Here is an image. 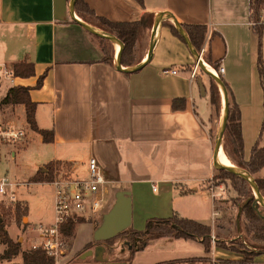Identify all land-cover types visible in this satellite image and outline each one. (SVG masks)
<instances>
[{"label": "crops", "instance_id": "obj_1", "mask_svg": "<svg viewBox=\"0 0 264 264\" xmlns=\"http://www.w3.org/2000/svg\"><path fill=\"white\" fill-rule=\"evenodd\" d=\"M83 2L94 13L86 23L101 30L96 17L133 22L145 13L154 14L155 19L170 13L179 23L206 24L212 32L204 43L206 55L223 67V72H215L227 83L240 108L244 149L248 144L253 146L264 107L263 92L257 85L258 39L250 17V0H143L142 5L136 0ZM69 5L70 0H0V61L8 68L29 61L35 68V75L15 76L13 83L4 78L8 85L1 99L12 86L30 87V98L36 103V125L46 133L52 132L51 141H44V134L33 130L26 121L24 106L9 105L12 114L20 109L24 122L39 135L38 141L48 145L41 146L40 177L48 174L44 166L50 162L65 164L64 170H69L72 177H85L88 159L95 157L106 181L102 190L107 198L97 219L106 217L123 194L130 205L125 229L143 230L148 218L177 214L210 225L212 233L227 230L220 216L221 204L218 205L225 200L224 192L219 185L210 186L217 173L212 164L215 114L210 102L211 79L195 69L196 61L185 41L167 25L172 21L163 20L149 62L126 71L146 57L152 28L142 31L134 52L125 61L121 55V70L115 64L117 45L105 38L100 41L99 36L73 20ZM74 14L80 20L82 16L86 18L75 7ZM262 39L264 43V29ZM263 51L264 46V55ZM45 70L42 85L35 88L38 76ZM174 98H184V107L173 109ZM254 109L257 119L247 133L244 117L253 114ZM259 146H264V132ZM249 155L244 151L245 159ZM256 176L264 177V166ZM28 181L40 182L32 177ZM23 207L20 212L24 211L23 218L27 219V209ZM238 208L234 222L240 239L243 216ZM85 226L79 233L76 229V249L96 238L98 230ZM4 227L7 230V225ZM81 233L86 240L77 247L76 238ZM171 240H162L161 244L151 241L144 248L162 253L172 246ZM164 242L169 246L165 248ZM221 250L225 249L217 253ZM261 254H256L249 264H260L255 263V257ZM207 255L174 259L154 256L148 264H186L188 260L202 264L201 259ZM238 255L237 259L242 258V254Z\"/></svg>", "mask_w": 264, "mask_h": 264}, {"label": "trees", "instance_id": "obj_2", "mask_svg": "<svg viewBox=\"0 0 264 264\" xmlns=\"http://www.w3.org/2000/svg\"><path fill=\"white\" fill-rule=\"evenodd\" d=\"M136 1L141 5L143 4V0ZM75 8L78 12L80 11L84 13L86 18L82 16V20L85 22H89V19H87L88 16L91 17L94 15V13L88 8L83 0H77L75 3ZM263 12L264 0H250V17L254 21V31L257 34L258 39L256 67L263 92L264 107V59L261 50L264 29V20H261ZM154 17L155 15L152 13H145L139 20L133 22H114L105 17H96V19L98 24L103 27L102 29L104 31L117 36L124 43L125 48L122 52V61H125V58L134 52L135 45L140 40L142 31L146 28L149 30L152 28L153 22L155 20ZM167 25L170 27L173 34L183 40L182 36L178 33L173 23H167ZM181 25L183 26L196 50L200 53L203 49L202 58L204 59V61L214 70H218L219 64L216 61H211L206 55L208 51L205 52L204 43L207 36L209 34L211 35L212 33L211 31H209L208 26L206 24L184 23H181ZM95 36L98 37L97 35ZM98 39L100 41L104 40L99 37ZM12 68L14 76L29 77L35 75L34 64L29 61H21L15 63L13 64ZM46 72L47 71L45 70L38 76L36 84L34 86L35 88H38L42 85ZM224 83L227 86L229 93V116L223 136V139L225 141L222 143L221 148L224 152H227L230 155V157L233 159V164L244 168L254 177L260 189V192L263 194L264 177L256 176V174L264 166V146H259L260 139L264 132V118L262 119L257 139L251 147L250 155L247 159H245L240 108L236 103L232 91L228 87L227 83ZM29 89L30 87L28 86L10 87L7 90L5 96L0 100V104H22L25 108L26 121L29 123L30 127L33 130H37L44 134V141L49 142L52 139V132L50 130L46 133L44 130L38 129L35 121L36 103L31 100ZM221 99L222 98L219 87L217 86L215 81L211 80L210 102L214 107V114L216 115H219V111L221 108ZM178 100H182L183 102L181 104H178ZM172 106L173 109L183 108L184 98H174ZM44 168L47 169L48 174L45 177L48 179L52 178L54 170H58L66 173V175H69V170H64L65 167L63 166L58 167V165H52V162L46 164ZM217 177H227L230 179L231 185L236 193V197L234 198L233 203L235 205L241 203V205L238 206L241 207V215L244 218V229L240 230L242 236L240 237L237 244L234 242H227L225 239L217 236L214 238V246L216 249H225L242 253V258L224 260L223 262H219V264H249V262L256 254L264 252V208L258 202H253L254 195L252 194V188L248 181L241 176L229 171H221L214 174V178L216 180ZM248 197H251V199L246 201ZM17 211L18 209L16 210V213ZM81 221L82 217L70 219L67 223L63 224L61 231L63 232V234L68 232L73 233L75 231L76 225ZM164 227L167 228L170 233L158 232L159 228ZM211 235L212 228L210 225L200 223L190 218L181 217L177 214H173L172 216L166 218H148L143 230L138 231L128 228L121 231V233L119 232L116 236L122 239L120 245L125 241L130 242V250H132L133 248L136 249L135 246H141L143 248L150 240L159 237H172L174 239L182 238L200 241L204 252L209 253L212 248ZM0 237L2 238V244L4 245L3 251L0 254L1 259L9 260L21 253L23 264H53L54 262L53 258L45 255L44 251L41 248H34L30 251L22 250L21 244L18 241L11 240L2 223H0ZM108 241H113V238ZM113 243L115 244V242ZM121 247L127 246L125 244L123 246L121 245ZM121 255L123 254L121 253ZM120 261H123V259H120ZM186 264H193V260H188Z\"/></svg>", "mask_w": 264, "mask_h": 264}, {"label": "rangeland", "instance_id": "obj_3", "mask_svg": "<svg viewBox=\"0 0 264 264\" xmlns=\"http://www.w3.org/2000/svg\"><path fill=\"white\" fill-rule=\"evenodd\" d=\"M263 46H264V43L262 39L261 50L263 49ZM0 62H1L0 63V82L2 83V85L0 86V99H1L2 97L1 95L4 93L5 86L8 85V83L3 78V70L1 68V66H3L5 63L3 61H0ZM198 70H201V69L199 68ZM257 85L261 92L262 89L260 88L261 86L259 85V81ZM260 105H261V101H259V104L257 103V106L259 109H260ZM9 107H10L9 105L6 106L4 104H0V121L5 120L7 121L9 125H12L17 128H22L25 131V137L24 139H21L20 141H17V142L0 143V178L6 176L10 178L11 180L18 182L20 184L19 187H17L15 190V196L20 202L23 203L18 208L15 219L10 218L6 222L5 224L7 225L6 232L8 233L11 240L18 241L21 244L22 250L30 251L34 248H38L37 246H35L37 241L34 240L35 237L31 234L32 232L29 233L27 231V229L30 230L31 224H37V223L53 224L54 223V188L50 183H48V178L40 177V173H41L40 163L42 161L41 146H48V145H43V143H40L38 141L37 138L39 135L35 133L34 131H32L30 127L28 126V124L24 122V117L22 116V112L18 111L20 109L15 110L14 114H12L10 111L11 108ZM261 111L262 113H264L263 110H260V112ZM254 112L253 114L251 113L250 115H246L244 117L247 133H250L254 125V120L257 119V115H255L257 114L256 109H254ZM221 116H222V99H221V108L219 111V115L215 114L214 118L212 119L213 141L215 140V136L219 128ZM224 141L225 140L223 139L222 143ZM251 146H252L251 144L250 146L248 144L247 148L244 149V151H246V153H249ZM223 153L228 158V161L230 162V164H233L234 162H233V159L230 157V155L224 151ZM54 164L58 165V167L60 166L67 167L65 164H62V163H57V162L52 163V165ZM31 177L39 179L40 182H29L28 180ZM217 185L221 186L222 188L221 190L222 192H224V196H225L223 197L225 198V200L223 202L220 201L218 205L221 204L220 208L222 211H221L220 216H221V219H225L222 221V223L225 224V227L227 228V230L218 229V230H215V233L214 232L212 233L211 235L213 237V238L211 237L212 248L209 253H204L202 245L196 240L181 239V238L173 239L172 237H159V238L149 241V242L154 241V244H161L162 240L168 241L169 239H172L170 241V245L172 246L170 247H168L169 245L164 242L165 243L163 244L164 247L165 248L168 247V248L162 251V253H158L159 251H152L150 248H144V247L142 248L141 246L140 247L135 246L136 249L133 248L132 250H130V248L128 247H125V251H124L121 245H119L116 247L115 251L112 252V254H109L102 249L101 246L103 245L101 244L95 245V243L97 242L95 241V238L93 241L91 240L90 242H87L86 244H84L81 248L76 249L74 247V242H75L74 238L76 235V229L78 228L77 232L79 233L81 232L79 230H82L83 228H85L86 227L85 225L87 224V226L88 225L92 226L98 230L102 226L103 217L105 218V216L103 215L100 218L98 217L99 219L96 218L95 220H93L92 218L82 217V221L76 225L75 231L73 233L71 232L64 233L66 236L69 237V243L67 245L66 244L63 245L62 253L57 258V262L54 261L53 264H95L94 255L89 254L87 252L88 250L94 251L95 246L100 248V250L99 249L98 250L101 251L100 255L104 259L103 260L104 262L115 261L116 259H123V261H125L126 264H148L150 261H152L154 256H160L164 259H174L178 257H188V256L192 257V256H201V255H207V254L208 255L203 259L207 260L210 257L212 258L214 256V258L216 259V264H219V262H223L224 260L237 259V257L239 256L238 255L239 252L236 253L235 251H231V250L230 251L221 250L219 253H217L218 249H216L214 246V238L216 236L222 239H225L227 242H234L236 244L239 242V239H237L236 232H235V222L234 221L236 219L237 208L239 207L238 205H241V203L236 204V205L233 203V200L236 197V193H235L234 188L231 185V181L229 178L217 177V180H216L213 176L210 181V186L214 187ZM216 192L219 193L218 191ZM252 194H253V191H252ZM263 196H264V193H263ZM23 205L25 206V209H27L26 210L27 219L23 218L25 214L24 211L19 212L20 210L24 209ZM227 220L230 222H228ZM243 222H244V218H243ZM243 222H242L243 227H241L242 229H244ZM4 228L6 229V227ZM158 232L165 233V232H169V230L164 227V228H159ZM1 237H0V254L4 248V246L2 245ZM111 237L114 238L113 236ZM112 238H108V240H111ZM161 238H164V239H161ZM105 239L106 237L104 239H98V240H105ZM83 240H86V239L83 237L82 233L77 235L76 246L78 247L79 245H81V242ZM223 251L225 253H223ZM121 253H123L124 255L123 257L120 256ZM263 253L255 257V260H256L255 263H257V261H260V264H264V254ZM156 254H159V255H156ZM117 257H120V258H117ZM183 263L184 262H180L177 264H183ZM0 264H23L21 253H19L18 255L14 256L13 258L9 260L0 258Z\"/></svg>", "mask_w": 264, "mask_h": 264}, {"label": "built area", "instance_id": "obj_4", "mask_svg": "<svg viewBox=\"0 0 264 264\" xmlns=\"http://www.w3.org/2000/svg\"><path fill=\"white\" fill-rule=\"evenodd\" d=\"M202 52L203 49L200 55ZM195 69H199L197 63ZM2 70L3 78L13 83L15 79L13 69L3 65ZM218 72H223L222 66H219ZM24 135L22 128L0 122V143L17 142L23 139ZM49 183L54 188V223L31 224L30 231L38 238L35 246L41 248L45 255L57 262L63 245L69 243V237L61 231L63 224L78 217L96 218L99 216L107 204V198L102 190L106 181L96 158L90 157L88 174L85 177H72L55 170ZM19 185L18 182L6 176L0 178V223L3 226L10 218L15 219L16 210L21 205L15 196V190ZM153 188L155 189L154 185ZM201 261L202 264H216L214 256L207 260L201 259Z\"/></svg>", "mask_w": 264, "mask_h": 264}, {"label": "water", "instance_id": "obj_5", "mask_svg": "<svg viewBox=\"0 0 264 264\" xmlns=\"http://www.w3.org/2000/svg\"><path fill=\"white\" fill-rule=\"evenodd\" d=\"M76 0H70V15L73 20H75L78 24H80L83 28L88 30L89 32L93 33L94 35L99 36L100 38H105L108 39L112 42H114L116 45L120 46V49L117 53V57L115 58V64L118 69H121V55L124 50V43L115 35L110 34L109 32H106L104 30H101L97 27L92 26L89 23H86L78 18H76L74 14V7H75ZM165 19H170L172 23L174 24L176 30L178 33L182 36L183 40L185 41L186 45L191 51L192 56L194 57L197 66L202 70L204 74H206L211 80L215 81L217 86L220 89V92L222 94V116H221V121L219 124V128L217 131V134L215 136L214 140V145H213V152H212V164L214 167V170L216 172L220 171H229L232 173H235L236 175L241 176L245 180L248 181L250 184L253 194H254V200L253 202H258L263 208H264V196L260 192V189L254 179V177L244 168L237 166L235 164H230L226 166H219V152L222 150L221 145L223 141V136L224 132L226 129V125L228 122V116H229V96H228V89L223 82V80L217 75V74H212L208 69L206 63L203 61L202 56L200 53L196 50V48L193 46L191 43L186 31L184 30L183 26L181 23H179L176 18L170 14V13H164L156 17V19L153 22L152 30H151V36H150V41H149V46H148V51L146 54V57L136 66L133 68H128L126 71L129 70H135L138 69L144 65H146L151 56H152V50L154 47V43L156 41L157 33L159 28L162 25L163 20ZM251 197L247 198L246 201H248ZM238 213L241 214V207L238 208ZM129 218H130V205L128 201V197H126L123 194H120L117 198V201L114 205V207L111 209V211L106 215L104 218V221L102 223V226L96 231V238L97 239H103L107 237L114 236L118 234L119 232L123 231L128 225H129ZM128 248H131L130 242H123L121 245H125ZM103 250L104 247L101 246ZM98 247L94 248L93 250H88L87 252L89 254H93L94 257L96 253H98ZM122 249L125 251V248L122 247ZM96 260L98 261H103L104 259L100 257H96ZM103 264H126L125 261H107L104 262Z\"/></svg>", "mask_w": 264, "mask_h": 264}, {"label": "flooded vegetation", "instance_id": "obj_6", "mask_svg": "<svg viewBox=\"0 0 264 264\" xmlns=\"http://www.w3.org/2000/svg\"><path fill=\"white\" fill-rule=\"evenodd\" d=\"M113 237H114L113 238V241H111V242L108 241V238H112V237H107L105 240H98L97 238H95L96 239L95 241H97L95 243V245H97V244L103 245V247L105 249L104 251H106L109 254H112V252L115 251L116 247L119 246L120 245V242L122 241V239H120V237H117L116 235L113 236ZM113 242H115V244L116 243H119V244L118 245H115ZM100 256H101L100 254L96 253L95 258H94L95 259V264H103L104 263V261H98V260H96V257H100ZM120 256L123 257L124 255H120ZM117 258H120V257H117ZM115 261H120V259H117Z\"/></svg>", "mask_w": 264, "mask_h": 264}, {"label": "bare ground", "instance_id": "obj_7", "mask_svg": "<svg viewBox=\"0 0 264 264\" xmlns=\"http://www.w3.org/2000/svg\"><path fill=\"white\" fill-rule=\"evenodd\" d=\"M117 47L120 49V46L117 45ZM207 69L212 73V74H216L215 70L211 67V66H207ZM222 151V150H221ZM219 152L218 158H219V166H226V165H230V162L228 161V158L224 155L223 151Z\"/></svg>", "mask_w": 264, "mask_h": 264}]
</instances>
